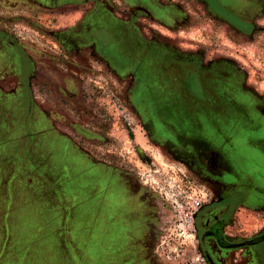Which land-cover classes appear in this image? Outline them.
Listing matches in <instances>:
<instances>
[{
	"label": "rangeland",
	"instance_id": "374dc122",
	"mask_svg": "<svg viewBox=\"0 0 264 264\" xmlns=\"http://www.w3.org/2000/svg\"><path fill=\"white\" fill-rule=\"evenodd\" d=\"M236 1L239 0H221L232 9ZM257 1L260 4L257 10L262 9L263 13L249 20L223 9L215 0H200L215 21L191 8L190 21L173 11L178 24L170 25L155 20L142 7L129 9L118 0H90L83 11L81 5L70 10L39 12L23 0H0V42L10 39L36 51V67H31L26 77L30 96L25 107L19 98L0 97V264H25L26 260L32 264L36 254L37 264L54 261L44 259L46 246L52 241L51 232L57 231L56 225H50L56 223L51 204L55 205L53 211H58L57 218L64 216L65 211L75 225L82 224L79 229H87V232L70 231L73 235L78 233L76 237L106 231L111 237L107 249L114 247L113 237L117 236V242L120 239L122 257H116V262L109 258L110 264H135L141 251L136 246L139 239L143 250L153 249L154 264H250L252 258L253 264H264V253L251 256V249H245L258 237L264 241V132H251L257 116L264 119V96L252 92L264 91V0ZM98 8L107 11L113 21L127 23L133 29L131 37L105 32L106 37L98 36L104 42L102 50L98 49L90 38L92 28L84 26ZM20 29L25 39L18 37ZM61 38L75 40L76 46L67 50ZM163 43L174 46V50ZM155 44L166 53L188 58L202 53L218 61L233 59L239 71L249 75L251 91L247 97L233 99L235 111L240 107L248 112L262 109L260 114H235L238 121L221 137L224 150L228 151L222 164L210 158L200 163L194 153L188 152L187 143L177 137L171 143H162L173 131L162 124L157 111L170 105H191L199 110L201 103L194 95L202 96L206 104L211 101L214 104L215 99L204 97L197 75L188 76L187 87L186 79L184 82L179 76L182 74L179 66L170 68L161 64L157 55L162 52ZM154 61L155 66L151 65ZM164 70L172 74H163ZM0 77L10 80L0 81L4 90H16L20 84L18 78H8L3 73ZM207 88L214 91L209 83ZM224 101L215 100L221 112L216 116L222 122L226 119L224 104H232ZM79 151L116 168L138 188L151 193L159 205H149L147 216L155 224L145 225L135 233L130 209L110 204L102 209L105 190L97 192L101 184L98 172L80 156L68 160V154ZM231 165L242 174L230 170ZM178 169L186 170L190 180L196 182L197 194L207 195L201 227L206 231L215 221L225 223L224 242L219 243L205 232L204 250L200 249L196 233L182 235L181 239L174 236L161 246V241L171 233L175 211L172 205L163 204L158 185L166 191L167 179L180 180ZM67 170L73 177L69 181L66 177L58 178L65 195L57 198L52 195L55 189L52 182ZM81 173L85 177H80ZM73 186L83 187L75 203ZM32 188L34 193L30 191ZM152 189L158 190L157 193H152ZM87 200H91V205H86ZM78 201L86 204L77 205ZM93 202L100 203L93 205ZM23 205L27 208L26 223ZM33 205H38L36 212ZM32 210L38 221L34 233L33 225L27 221L33 217ZM122 224L123 228L118 230Z\"/></svg>",
	"mask_w": 264,
	"mask_h": 264
},
{
	"label": "crops",
	"instance_id": "0c3cea01",
	"mask_svg": "<svg viewBox=\"0 0 264 264\" xmlns=\"http://www.w3.org/2000/svg\"><path fill=\"white\" fill-rule=\"evenodd\" d=\"M26 1L25 3L29 8L36 9V12L42 11V9H55V10H70L72 8L78 7L83 5L84 7L81 8V11H83L90 0H23ZM121 3L124 4L125 7H129V9H135L137 7H142L145 9L151 17H153L155 20L159 21L160 23L164 24H170V25H177V19L176 15H171V13H167V10L173 13L176 12L178 9L172 5H167L165 0H118ZM223 8H225L227 11H230L232 14H234L237 17H240L244 20H249L246 17L248 14L244 12L243 4L235 5V9H232L228 5H224L221 0H216ZM133 2V4H131ZM260 5V4H259ZM98 15H104L107 19L112 20L108 14L107 11L104 9H96L94 10L88 17L87 20L84 22V26L89 27L91 29V26L94 22L95 16ZM118 25H121L122 28L126 31H123V34L126 36L131 37L130 33L133 30L130 28L127 23H124V21H120L117 23ZM95 33V32H94ZM91 35V33H90ZM72 38V37H71ZM93 38V37H92ZM1 40V39H0ZM62 45L67 50H70L76 46V41L72 40V42L66 40V38H61ZM60 41V37H59ZM93 41V40H92ZM150 45V43H146ZM154 48V45L151 44ZM164 46H166L169 50H174V46H167L165 43H163ZM155 46H158L155 44ZM161 49V54H158L157 57L161 64H166L170 66V68H176L180 67V74L179 76L184 78V82L186 79V86L189 87L190 85L188 83V76L191 74H195L198 76L201 85L204 89H202L204 93V97H210L216 100V101H230V103L233 102V99L236 97H247L249 96V92L251 91V85H250V78L247 73H241L238 68L235 65V61L233 59H228L226 61H218L217 59L208 58L203 56L202 53H198L194 55V57H185V55H178L179 53L171 54V52L166 53L164 51V48L161 46H158ZM152 48V49H153ZM203 50L204 48H200ZM160 51V50H159ZM35 49H32L31 46L16 43L14 41H10V39H7L6 41L0 42V74L8 75V78H18L19 79V86L16 90L14 89H2L1 91V98H19L21 99V102L23 106L25 105L26 99L30 96L29 87L25 85L27 83L26 77L28 73L30 72V68L33 69L36 67L35 64ZM158 52V51H157ZM157 60V59H156ZM155 61L152 62L151 65L155 66ZM160 65V64H159ZM176 66V67H174ZM181 66H184L182 68ZM10 67L11 69H9ZM242 70V69H241ZM182 71V72H181ZM243 71V70H242ZM19 72H21L19 74ZM240 72L241 78L238 76V73ZM163 74L169 75L172 74L169 72L167 74L166 70L163 71ZM162 75V74H161ZM186 75V76H185ZM3 76V75H2ZM1 76V77H2ZM10 76V77H9ZM171 76V75H170ZM185 76V77H184ZM0 77V81L2 83H5L7 79H2ZM7 80V81H4ZM157 81V79H156ZM196 83V82H195ZM214 88V91L207 88V84ZM204 85L206 87H204ZM241 91H239V88ZM206 89V90H205ZM187 91V88L185 89ZM189 90V89H188ZM193 90V89H192ZM244 90L246 94H244ZM257 92L256 94L258 96H264V91H252ZM217 95V96H216ZM247 95V96H246ZM197 100L200 101V109L198 110L195 106V109H193V106H183L178 107L175 105H170L168 107L162 108L161 112H156V114L161 115L158 119L162 122L164 126L167 128H170L173 131V135H169L168 137L164 138V141L162 143H171L174 138H178L179 140H184L186 143V147L191 151V153H194L197 156V159L200 163L203 161L210 160H217L219 163H223L224 159L227 157V152L224 150V146L221 140V137L228 133V129L232 126H234V121H238L237 118H235V114L241 116V115H249L250 112H256L260 114V110L262 109H249V112L246 109H243L244 107H240L238 111H235L233 103L231 105H225L223 108V112L226 114V119L222 122L219 120V117L216 116L218 113V102L215 103V100L213 101L214 104H212V101L210 103H205L206 100L203 99L202 96L194 95ZM204 100V101H203ZM224 101V102H225ZM216 104V105H215ZM204 106V107H203ZM25 107V106H24ZM204 108V111H203ZM26 112V111H25ZM148 113V111H147ZM228 118V119H227ZM243 120H248V118H243ZM229 120V122H228ZM262 121V122H261ZM17 128H19V124L16 123ZM174 128V130H173ZM244 130H249V127H244ZM264 132V119L262 120L261 116H257V124L255 129H252V133L256 132ZM244 137V136H243ZM241 137V139H243ZM188 145V146H187ZM16 150V148H14ZM77 151V150H76ZM188 155L190 153H187ZM68 160L70 162L69 158H75V157H82L83 159L87 160L89 162V165L95 169V172H98L99 175V181L100 186L97 189V192H101V190H105L103 193V198L101 199L102 202V209H104V205H119V209H130L132 212H130L131 216V226H134L135 233L140 232V230L147 225H154L152 218H148V211H149V205H159L158 202L155 201L153 197H151L144 189L138 188L136 184L133 181H129L123 174L117 170L116 168L110 167L108 165H105L103 163H99L92 159L89 155L78 152L71 155L68 154ZM232 168L230 170L234 171L235 173H241V170L231 165ZM197 172H199L197 170ZM63 176H57L56 180L52 182L55 185L54 192H52V195H55L57 198H61V196H64L63 189L61 188V184L58 182V178L62 179L66 177L69 181V179H72L73 173L71 174L70 170H67L62 172ZM84 173H81L80 177H85L83 175ZM213 174V173H211ZM242 174V173H241ZM231 175V174H230ZM236 176V175H235ZM71 177V178H70ZM231 177H233L231 175ZM237 177V176H236ZM222 178V175L219 177ZM239 178V177H237ZM58 183V184H57ZM73 185V184H72ZM84 186V185H83ZM74 189H72V199L73 203L75 197L79 195L80 190L83 187L78 188V186H73ZM34 188H32L33 192ZM34 193V192H33ZM62 194V195H61ZM51 195V193H50ZM113 199V201H112ZM7 205L9 202V193L7 191ZM77 205H85L78 201ZM86 205H91V200H87ZM93 205H98L100 202H93ZM123 205V207H121ZM26 206V205H25ZM23 205L24 209V216L23 219L26 223V207ZM38 205H33L34 212H36ZM52 212L54 214V218L56 219V223H51L50 225H56L57 231L51 232L53 236L51 237L52 241L48 242L46 246V250L44 251L45 256L44 259L49 258V261L54 260L51 264H110L109 258L120 259L122 250L121 247V241L117 242L116 238L117 236L113 237V244L114 247L112 249H107L108 244L111 242V237L106 234V231L104 234L98 235L93 234L84 237H76L78 234H72L70 231L77 230V231H85L87 232V229L83 227V229H79L80 226H82L81 223L75 225L74 221L71 220L69 215L63 211L62 214L64 216H59L56 214L58 213L53 211V207L55 205H50ZM85 213L88 212V209H85ZM34 212L32 219H28L27 221L33 225L32 233L36 232L37 228H35L38 225L37 219L34 217ZM150 212V211H149ZM126 224V222H125ZM128 225V224H127ZM22 227L24 228V225L22 224ZM123 228V224L120 225ZM22 228V229H23ZM132 229V230H133ZM63 232V233H62ZM62 233V235H61ZM97 236V237H96ZM120 238V237H119ZM139 239V237H137ZM147 240L145 239L144 242ZM59 243V245H58ZM49 244H51V247H49ZM137 249H141L138 259L136 260L135 264H154L153 261V249L150 250H143V245L140 244V239L138 240V243L136 244ZM52 249V250H51ZM9 255V251H7ZM28 255V254H27ZM253 256V255H251ZM37 254L33 255V261L32 264H37ZM56 258V259H55ZM57 259H65L64 261H58ZM31 260H26L25 264H31ZM253 262V258H252ZM250 264H253V263Z\"/></svg>",
	"mask_w": 264,
	"mask_h": 264
},
{
	"label": "flooded vegetation",
	"instance_id": "af4514ba",
	"mask_svg": "<svg viewBox=\"0 0 264 264\" xmlns=\"http://www.w3.org/2000/svg\"><path fill=\"white\" fill-rule=\"evenodd\" d=\"M166 1L169 3V5H172V6L176 7L178 9L177 11L187 21H190L189 13L192 12L191 8H192V10L194 9V10L202 11V13L206 15V17L207 16L210 17V15L212 16V14H211L210 10L208 9V7L205 4L199 2L200 0H198V1L197 0H166ZM240 4L241 5L243 4L242 8L244 9V12L246 14H248V16L246 17L247 19H252V17H254L256 14L263 13L262 9H258L257 10V8H260L259 2L257 0H239V1H236L235 4H233V6L237 5V7H239ZM221 7L223 8V6H221ZM223 9H225V8H223ZM167 13H171V12L169 10H167ZM171 15H172V13H171ZM210 18L213 21H215L214 18H212V17H210ZM119 22L120 21L109 20V18L107 19L104 15L95 16L94 22H93V24L91 26V28H92L91 31H92L93 34L90 35V38L96 43L98 49L102 50V47H103L102 45H104V42L99 40V37H101V36L106 37L105 35L107 33L105 34V32H109V34L111 36H116V35L118 36L119 33H123V31H126V30H124L122 28L121 25L117 24ZM95 30H98V31L100 30V33L99 34L96 33ZM185 173L188 175V172L186 170H185ZM128 180L132 181L130 179H128ZM157 191H155V189H152V193H154V192L157 193ZM146 192L152 197L151 193H149L148 191H146ZM158 192L160 193V191H158ZM161 197L164 198L163 196H160V198ZM162 202L165 205H172L169 201H167L165 199H162ZM205 205H207V204H204L198 210L197 217L195 219V233H196V235H198V243H199V246H200L201 250H204L202 237H203V234L205 232L210 233L211 237L217 239L219 243H222V242H224V241H222L223 240L222 237L224 235H226V233H224V231L227 228L225 223L221 224L220 221H215V222H213L210 225V227L206 231L203 230V228L201 227V224H202L201 217H202V211L204 210ZM171 207L175 211V223H174V225H173V227L171 229V233H170L169 237L166 238V239H163V241H161V246H164L167 242H170V241H168L169 239L173 240L172 237H174V236L175 237L180 236V239H181V236L183 234L182 233V229H181V221H180V210H181V207L179 205H172ZM258 238H260V237H258ZM258 238L255 239V242H253L252 245H248L245 248V249H251L252 255L254 253H258V252L264 253V241H261V239H258ZM184 243H185V241L182 242V245ZM182 245H180V246H182ZM169 246H170V244L168 245V247ZM255 249L257 250L256 252H255Z\"/></svg>",
	"mask_w": 264,
	"mask_h": 264
},
{
	"label": "built area",
	"instance_id": "2783aa9c",
	"mask_svg": "<svg viewBox=\"0 0 264 264\" xmlns=\"http://www.w3.org/2000/svg\"><path fill=\"white\" fill-rule=\"evenodd\" d=\"M26 27H23L25 30ZM18 37L25 39L26 37L22 30L18 32ZM180 180L172 177L166 180L167 189L161 185H158L161 196L169 201L172 205H179L180 210V221L182 235H194L195 233V219L197 217L198 210L206 204L208 200L207 195L204 193L196 192V182L190 180L189 176L185 173L184 169H178ZM165 186V185H163Z\"/></svg>",
	"mask_w": 264,
	"mask_h": 264
}]
</instances>
